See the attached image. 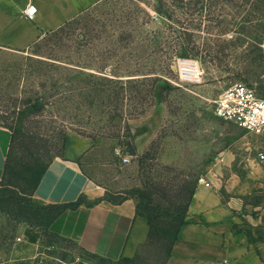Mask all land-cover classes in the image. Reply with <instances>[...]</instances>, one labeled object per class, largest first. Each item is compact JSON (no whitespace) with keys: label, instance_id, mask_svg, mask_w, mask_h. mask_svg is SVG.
I'll return each mask as SVG.
<instances>
[{"label":"rangeland","instance_id":"1","mask_svg":"<svg viewBox=\"0 0 264 264\" xmlns=\"http://www.w3.org/2000/svg\"><path fill=\"white\" fill-rule=\"evenodd\" d=\"M263 42L264 0H101L28 48L0 44V124L15 131L3 195L30 198L37 171L71 152L101 192L86 203L135 198L140 216L156 218L153 235L116 260L40 231L36 264H165L167 220L224 149L234 170L213 183L240 200L233 231L264 242V185L242 165L264 151V137L213 113L236 83L264 98ZM183 59L202 63L201 80L180 77ZM17 225L0 207V264L10 262Z\"/></svg>","mask_w":264,"mask_h":264},{"label":"crops","instance_id":"2","mask_svg":"<svg viewBox=\"0 0 264 264\" xmlns=\"http://www.w3.org/2000/svg\"><path fill=\"white\" fill-rule=\"evenodd\" d=\"M99 1L0 0V44L28 48L44 33L57 30ZM32 4L38 7L35 20L24 14ZM11 140V130L0 124V189ZM145 149V142L138 144L139 152ZM74 156L70 152L48 165L33 195L36 203L72 202L81 196L101 195ZM235 159L232 149H224L212 161L196 186L186 223L181 226L165 264H264V242L248 241L233 231L239 198L225 197L213 183L226 170H234ZM242 165L257 173L264 185V159L254 156ZM149 229L147 220L138 215V201L127 198L120 202L102 199L68 209L54 221L50 231L75 242L84 252L116 260L131 256ZM16 232L18 240L9 255V264H36L42 242L40 230L18 223Z\"/></svg>","mask_w":264,"mask_h":264},{"label":"built area","instance_id":"3","mask_svg":"<svg viewBox=\"0 0 264 264\" xmlns=\"http://www.w3.org/2000/svg\"><path fill=\"white\" fill-rule=\"evenodd\" d=\"M37 12L38 7L32 4L24 14L28 19L35 20ZM262 45L264 47V42ZM178 71L180 77L187 81L201 80L205 73L202 63L196 59L180 60ZM213 113L222 120L264 137V98L248 84L236 83L223 90L214 100ZM260 157L264 159V154L261 153Z\"/></svg>","mask_w":264,"mask_h":264},{"label":"trees","instance_id":"4","mask_svg":"<svg viewBox=\"0 0 264 264\" xmlns=\"http://www.w3.org/2000/svg\"><path fill=\"white\" fill-rule=\"evenodd\" d=\"M67 23H68V21L65 24H67ZM64 25H62L58 29H61ZM164 87L165 86L163 84L160 86H157L156 90L154 91L155 94L156 95L159 94L161 92V89H163ZM35 106H36V104H35ZM14 138H15V131L12 134V141H14ZM133 153L134 154L136 153L135 149H134ZM50 163H48L47 165L43 166L40 170H38L35 177L33 179H31V181L33 183L34 191H33L32 195L30 196V198H26L23 195L22 196L19 195L18 197L12 196L10 198H6L3 195L2 190L0 189V207L3 210H6L8 213H10V215L14 216V218L18 221V223H26V224L34 227V228H37L38 230H40L42 232H45L46 234L54 235L50 231V228H51L52 224L54 223V221L62 213H64L66 210L78 208L80 205H82L83 203H86V202H85L83 196H81L76 201L63 202V203L38 204L34 201V199H33L34 192H35L37 186L39 185V183L41 182V180H42V178H43V176L47 170V167ZM6 166H7V164H6ZM195 189H196V187L192 190L190 198H189L187 204L183 207L179 216H176L174 218L167 220V224H169L170 226L172 225V227H173V232H170V234H169L171 236V248H170L169 254L172 251L173 244L178 237V233H179L181 226L186 223V215H187V212L189 209L190 202H191L193 195L195 193ZM11 204L14 207V211L10 210L8 207V205H11ZM138 207H139V205H138ZM138 215H140V214L138 213ZM143 215H146V219H147V222H148V225L150 228L149 229V236H151L154 233V228H155L154 221L156 218L153 216V214L152 215L151 214H143Z\"/></svg>","mask_w":264,"mask_h":264},{"label":"water","instance_id":"5","mask_svg":"<svg viewBox=\"0 0 264 264\" xmlns=\"http://www.w3.org/2000/svg\"><path fill=\"white\" fill-rule=\"evenodd\" d=\"M35 104H36V106H37V107H39V106L41 105V101H40V100H38V101H36V103H35Z\"/></svg>","mask_w":264,"mask_h":264}]
</instances>
